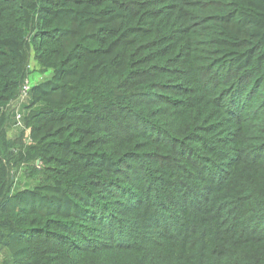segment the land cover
<instances>
[{"label":"trees","instance_id":"16d2710c","mask_svg":"<svg viewBox=\"0 0 264 264\" xmlns=\"http://www.w3.org/2000/svg\"><path fill=\"white\" fill-rule=\"evenodd\" d=\"M0 264H264V0H0Z\"/></svg>","mask_w":264,"mask_h":264},{"label":"rangeland","instance_id":"374dc122","mask_svg":"<svg viewBox=\"0 0 264 264\" xmlns=\"http://www.w3.org/2000/svg\"><path fill=\"white\" fill-rule=\"evenodd\" d=\"M30 65H31V69L33 70L32 73L30 74L28 81V84L31 86L33 84H36L38 82H40L41 80L45 79L46 77L50 76V72H47L46 74H41L39 71H37V65L34 61L33 58H31L30 61ZM24 101V99L20 96V98L18 99L17 103H14L13 105L16 107L18 104L22 103ZM14 106H12L13 110H14ZM15 120V119H14ZM21 129H23L18 123L17 121H13L12 125L9 129V134L13 137H18L21 134ZM27 136V132L24 135V137L26 138ZM27 139V138H26ZM18 182H21V185H25L24 181H28V185H33L35 184V181L32 179H28L27 173L24 172V170H20L18 173Z\"/></svg>","mask_w":264,"mask_h":264},{"label":"built area","instance_id":"2783aa9c","mask_svg":"<svg viewBox=\"0 0 264 264\" xmlns=\"http://www.w3.org/2000/svg\"><path fill=\"white\" fill-rule=\"evenodd\" d=\"M29 89H30V85L28 84V81H26V83L23 86V89L21 91V94H20V96L23 99H25L27 97ZM20 96L15 100L14 103H17L18 102V99L20 98ZM16 118H17L18 124H21L22 114L19 111H17V113H16Z\"/></svg>","mask_w":264,"mask_h":264}]
</instances>
